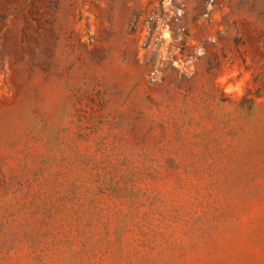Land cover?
Here are the masks:
<instances>
[{
  "label": "rangeland",
  "instance_id": "rangeland-1",
  "mask_svg": "<svg viewBox=\"0 0 264 264\" xmlns=\"http://www.w3.org/2000/svg\"><path fill=\"white\" fill-rule=\"evenodd\" d=\"M0 264H264V0H0Z\"/></svg>",
  "mask_w": 264,
  "mask_h": 264
},
{
  "label": "clouds",
  "instance_id": "clouds-1",
  "mask_svg": "<svg viewBox=\"0 0 264 264\" xmlns=\"http://www.w3.org/2000/svg\"><path fill=\"white\" fill-rule=\"evenodd\" d=\"M228 90L231 91V88H229Z\"/></svg>",
  "mask_w": 264,
  "mask_h": 264
}]
</instances>
